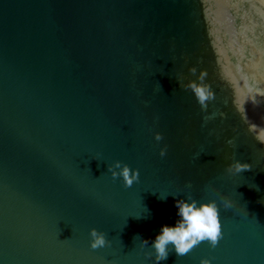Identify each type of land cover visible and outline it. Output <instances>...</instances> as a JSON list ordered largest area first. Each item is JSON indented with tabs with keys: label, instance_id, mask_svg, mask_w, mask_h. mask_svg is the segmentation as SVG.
Returning <instances> with one entry per match:
<instances>
[{
	"label": "water",
	"instance_id": "1",
	"mask_svg": "<svg viewBox=\"0 0 264 264\" xmlns=\"http://www.w3.org/2000/svg\"><path fill=\"white\" fill-rule=\"evenodd\" d=\"M204 73L206 112L183 87ZM253 97L264 0H0V264H155L189 195L217 202L222 238L160 264H264V145L238 111L264 126ZM93 228L110 243L92 249Z\"/></svg>",
	"mask_w": 264,
	"mask_h": 264
},
{
	"label": "clouds",
	"instance_id": "2",
	"mask_svg": "<svg viewBox=\"0 0 264 264\" xmlns=\"http://www.w3.org/2000/svg\"><path fill=\"white\" fill-rule=\"evenodd\" d=\"M206 75L204 73L200 76L199 84L188 82L183 85L185 89L192 91L201 106V110L205 112L208 108V102L215 99V93L211 90V86L203 83ZM183 79L184 77H181V80ZM250 102L254 108L264 106V100H257L255 97ZM238 111L241 113V118L248 123L247 131L253 134L254 141L264 145V126L248 122L246 108H238ZM205 119H208V117ZM155 139L157 141L162 140V134L156 133ZM160 155L161 157L166 155V148L160 150ZM260 155L264 156V149H260ZM251 169V164L241 163L240 161H235L227 166V171L233 173H241L250 171ZM107 171L111 173L113 180L122 178L125 188H130L134 182H138L139 180V170L130 169L127 164H122L120 161L108 165ZM260 202L264 203V200ZM221 203L225 209H229L233 205V201L226 198H222ZM175 207L177 208V216L179 217L175 226H162L160 233L156 235L151 243V247L155 250V264H160V261L168 258L170 251L169 245L172 246L177 256L182 257L203 241H208L210 246L215 248L222 238L219 209L215 200L198 204L197 200L189 195L187 199L175 200ZM90 237V247L92 249L102 248L110 243L106 240L105 233L99 232L95 228L90 230ZM141 243L142 245H148V240H141ZM147 255L151 257L152 254L148 253ZM200 264H211V261L209 259H201Z\"/></svg>",
	"mask_w": 264,
	"mask_h": 264
}]
</instances>
